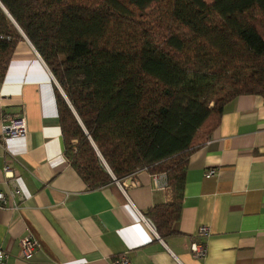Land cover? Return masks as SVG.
<instances>
[{"label":"trees","instance_id":"obj_1","mask_svg":"<svg viewBox=\"0 0 264 264\" xmlns=\"http://www.w3.org/2000/svg\"><path fill=\"white\" fill-rule=\"evenodd\" d=\"M0 3L10 15L0 7V79L22 37L15 22L65 92L61 133L80 178L98 188L143 167L163 172L174 206L162 221L176 216L187 157L222 105L264 100V0Z\"/></svg>","mask_w":264,"mask_h":264},{"label":"crops","instance_id":"obj_2","mask_svg":"<svg viewBox=\"0 0 264 264\" xmlns=\"http://www.w3.org/2000/svg\"><path fill=\"white\" fill-rule=\"evenodd\" d=\"M52 77L29 39H18L0 79V247L9 252L0 264H106L124 252L132 264H264L261 96L222 105L187 157L180 206L167 222L174 193L163 172L143 167L98 188L80 178L65 154L56 90L66 98ZM4 114L24 115L26 135L2 138ZM200 225L208 234H196ZM28 234L37 246L24 260L18 240ZM192 242L207 247L203 257L190 253Z\"/></svg>","mask_w":264,"mask_h":264},{"label":"built area","instance_id":"obj_3","mask_svg":"<svg viewBox=\"0 0 264 264\" xmlns=\"http://www.w3.org/2000/svg\"><path fill=\"white\" fill-rule=\"evenodd\" d=\"M0 37H2L0 35ZM6 39H9V36H5ZM53 78V77H52ZM61 90V88H60ZM62 91V90H61ZM27 133V122L24 115L20 114H4L2 117L1 123V136L2 138H14L24 136ZM105 164V163H104ZM5 173H11V168L9 163H6L3 167ZM113 177V176H112ZM113 180L118 182V179L113 177ZM16 191V190H15ZM4 202L3 192L0 191V207ZM145 224L149 227L150 233L154 237H157V233L155 232V226L153 222L149 219L143 218ZM209 228L204 225H200L196 231V234H208ZM19 242V253L20 257L24 260H28L31 258L36 246L37 240L30 234L22 236L18 240ZM190 253L194 257H203L207 252V247L202 243L192 242L190 244ZM9 256V252L4 248L0 247V261L6 259ZM106 264H132L129 255L127 252L121 253L118 256L108 260Z\"/></svg>","mask_w":264,"mask_h":264},{"label":"water","instance_id":"obj_4","mask_svg":"<svg viewBox=\"0 0 264 264\" xmlns=\"http://www.w3.org/2000/svg\"><path fill=\"white\" fill-rule=\"evenodd\" d=\"M0 7L4 10V12L10 17V15L8 14L7 10L5 9V7L0 3ZM14 22V21H13ZM16 28L18 29V31L21 33V35L27 39V37L25 36V34L22 32V30L18 27V25L14 22ZM65 96V95H64ZM66 98V96H65Z\"/></svg>","mask_w":264,"mask_h":264},{"label":"rangeland","instance_id":"obj_5","mask_svg":"<svg viewBox=\"0 0 264 264\" xmlns=\"http://www.w3.org/2000/svg\"><path fill=\"white\" fill-rule=\"evenodd\" d=\"M53 77L55 78V76L53 75ZM55 80H56V78H55ZM56 82L58 83V81L56 80ZM58 85H59V83H58ZM60 86V85H59ZM61 87V86H60ZM62 89V88H61ZM63 90V89H62ZM64 92V91H63ZM227 91H225V92H223L222 94H220L219 95V97L220 96H223L225 93H226ZM64 94H65V92H64ZM216 98H218V96H215V98H213V100H215Z\"/></svg>","mask_w":264,"mask_h":264}]
</instances>
